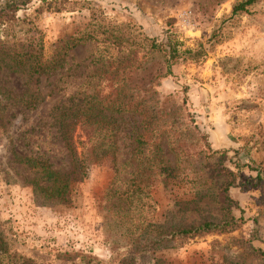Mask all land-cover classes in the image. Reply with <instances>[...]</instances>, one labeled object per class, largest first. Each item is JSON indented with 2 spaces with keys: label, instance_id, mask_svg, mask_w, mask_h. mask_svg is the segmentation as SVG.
I'll use <instances>...</instances> for the list:
<instances>
[{
  "label": "rangeland",
  "instance_id": "1",
  "mask_svg": "<svg viewBox=\"0 0 264 264\" xmlns=\"http://www.w3.org/2000/svg\"><path fill=\"white\" fill-rule=\"evenodd\" d=\"M15 1L0 22V264H264V0L235 13L241 0ZM168 32L204 54L161 76L162 55L142 37ZM25 47L59 66L6 67ZM148 83L158 102L146 114L163 132L144 130L139 153L138 116L103 101L94 116L85 101H122ZM78 105L84 130L69 113ZM157 134L164 150L151 153ZM50 170L67 179L60 196L40 189ZM223 220L222 232L156 240Z\"/></svg>",
  "mask_w": 264,
  "mask_h": 264
},
{
  "label": "trees",
  "instance_id": "2",
  "mask_svg": "<svg viewBox=\"0 0 264 264\" xmlns=\"http://www.w3.org/2000/svg\"><path fill=\"white\" fill-rule=\"evenodd\" d=\"M41 1H45V0H41ZM254 1L255 0H241L233 4L231 13H235L241 10L246 11L247 10L246 6L251 4ZM17 5L18 3L15 0H9L7 2H4L3 4H0V22H7L10 19H13L15 16L14 12L18 8ZM142 39L147 42V46L149 49L158 51L161 53L162 63L164 67V71L161 74V76L171 75V65H173L174 63H177L178 61L186 59V58L196 60L199 56H202L204 54L203 48L201 44L199 43H197L193 48L187 47V46L181 48V45H182L181 41H177L173 37V35H171L170 32L165 34L164 41L157 42L153 38H149L146 35H143ZM14 54L16 55V59L10 64L5 65L6 67L11 68L12 71H16L18 69H24L23 67L25 65H27V68L33 72H43L45 69H54L55 66H59V63H58L59 61L56 62L52 60L49 63L43 62L39 57H37V54H35V51H33L31 48H28V47L22 48L20 51H17ZM140 64L141 62L136 63V65H134L133 63L132 65H130V67L134 66V67L140 68L141 67ZM128 88H129V91H131V93L126 94L124 96V99H122V101L108 103V102H105L103 96H100V100H99L97 99L96 94L93 93V94L88 95L89 99L86 100L85 103L86 104L89 103V105L87 106L89 110L88 112L94 116H97L100 113L99 109L96 107L97 104L100 103V101H103L101 102L102 109L100 108V110H106L112 113H129L131 117L132 115L138 116L139 122L137 123L135 127L133 126L130 129V132L132 134L131 145H132L133 150L139 153H143L144 146L148 143L146 139L143 138L144 136L143 131L149 129L151 132L155 133V135H156V132L157 133L163 132V130L160 131L161 129H159L156 122H153V120H150L151 116L146 114L148 110L145 109L146 108L145 104L147 100L153 101L156 104L158 102V99L157 97L152 96V94H155V92L153 90L150 91V83L146 84V86L143 88H139L136 85H132ZM134 89L148 92L147 97L144 99L142 97H138V93L136 92L137 90L135 91ZM93 103H95L96 105H94ZM84 109L85 110L81 109L78 105L77 107L69 111L70 116H71V112H73L74 110L79 111L77 113L78 117H76L75 120H77L80 123L82 130H84L86 127L89 126L88 122L91 120L89 116L84 114V111L86 112V106ZM69 113L66 112L65 113L66 116H68ZM96 121L97 119H93L91 122H96ZM169 131L170 129H168L166 132L168 133ZM166 135L164 138L165 140H167V143L172 142V141H169V139L171 138V134H168L169 137L168 135L167 136ZM156 139H158V141L154 143V147L152 148L151 153H161L164 150L161 146V143L159 142L158 134L156 136ZM107 142H109V139L107 140ZM68 144H69V148H68L69 153H75L74 148L70 145V142H68ZM80 144H83V142H81ZM95 144L96 143H94L93 145L91 144V148H90L91 152L95 151L96 148H92ZM101 145L102 143L97 144V146L99 147V150L104 152L105 147H103L102 149ZM108 145L109 144H107V146ZM73 159L76 162L74 163L76 164L77 169L82 172V168L84 167L83 166L84 161L82 159L80 160L76 159L75 157ZM148 161H151V159L147 156L146 162ZM53 172L54 173L51 174L52 171L50 170L49 173L51 175H48L54 178L52 179V187L45 185L41 187L40 189L52 196L53 195L60 196L66 191L67 179H65L66 181L64 182H58L59 180L56 181L57 180L56 179L57 177L55 176L56 173L55 171ZM143 176H148V175H143ZM62 181H63V178H62ZM135 184L138 186L140 183H137L135 181ZM138 189H139V186H138ZM229 225H230L229 220H223L221 222L203 221L199 223L198 225H195L192 227H178L172 230H165L163 234L160 237H158V239L156 240L169 241L177 237L193 236V235L209 233V232H222ZM255 251L258 252L261 256H263L262 252L259 249H256ZM5 252L6 251L3 250L2 239L0 237V255L4 254Z\"/></svg>",
  "mask_w": 264,
  "mask_h": 264
}]
</instances>
